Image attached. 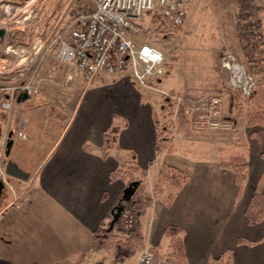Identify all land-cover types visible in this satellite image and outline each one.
Returning a JSON list of instances; mask_svg holds the SVG:
<instances>
[{
	"label": "crops",
	"instance_id": "obj_1",
	"mask_svg": "<svg viewBox=\"0 0 264 264\" xmlns=\"http://www.w3.org/2000/svg\"><path fill=\"white\" fill-rule=\"evenodd\" d=\"M56 65L55 51L46 47L33 70L40 94L19 102L23 94L18 95L10 112L11 147L6 159L29 178H10L19 192L10 191L9 200L0 204V264H135L143 248L118 263L111 254L92 248V236L114 224L113 212L127 190L134 195L140 185L150 193L163 166L179 170L185 182L170 204L165 203V192L138 218L144 248L170 254L164 231L176 227L181 231L182 264H208L228 253L231 264H264V221L251 226L245 216L251 197L264 195V127H248L246 116L242 120L230 112L226 72L219 69L215 84L200 91L185 90L175 66L163 68L152 81L163 91L192 94L224 86L219 93L227 110L223 114L234 127L231 133L189 127L190 133L218 135V143L198 137L195 142L192 133L183 136L180 131L156 155V122H164L166 116L159 92L138 85L130 70L99 75L87 85L76 68L73 87L63 89L60 82L66 68ZM239 122L247 126L251 149L235 139ZM111 129L117 134L109 144L106 136ZM237 154H243L248 164L240 196L233 172L219 166ZM132 157L139 185L127 189L125 182L111 180L110 175Z\"/></svg>",
	"mask_w": 264,
	"mask_h": 264
},
{
	"label": "built area",
	"instance_id": "obj_2",
	"mask_svg": "<svg viewBox=\"0 0 264 264\" xmlns=\"http://www.w3.org/2000/svg\"><path fill=\"white\" fill-rule=\"evenodd\" d=\"M3 1V0H0ZM192 0H93L91 9L84 5L79 8L75 21L69 27L68 38L63 33L54 34L55 28H44L38 25L39 11H32L20 21L22 15L16 16L14 22L0 18V30L4 32L0 38V109L10 113L18 95L25 94L34 98L40 94V88L35 83L33 70L39 56L46 47L55 51V61L58 66H64V75L60 86L71 89L76 81L74 68L81 74L85 84L90 85L99 75L112 76L130 70L134 81L148 90L159 92L167 108L166 122L169 125V138L173 139L179 133V121L183 117L188 127L196 130L229 131L233 122L222 112V96L219 93L192 94L186 92L163 91L152 85V81L162 72L165 61L164 54L148 43L138 44L135 36L138 29L135 21L143 14L157 9L164 16H170L173 24L183 25L187 17V7ZM12 6L0 5V10L8 9L18 13L22 7L20 0ZM4 5V6H3ZM248 8L247 5L243 7ZM248 9L243 11L247 12ZM28 33L30 28L34 34V44L15 45L12 37L15 32ZM27 25V26H26ZM245 33L253 34L254 45L262 43L264 32L261 24L255 22ZM6 44V45H5ZM257 47V46H256ZM221 68L229 72L226 89L247 97L256 88L254 75L236 58L227 52L220 61ZM23 139L26 136L22 133ZM8 139L3 140L6 146ZM0 183L12 193L15 189L5 174L4 151H0ZM130 198L124 199L117 224L122 222V229L133 231L138 220V211L128 207ZM135 264H170L167 255L156 256L149 248H143Z\"/></svg>",
	"mask_w": 264,
	"mask_h": 264
},
{
	"label": "rangeland",
	"instance_id": "obj_3",
	"mask_svg": "<svg viewBox=\"0 0 264 264\" xmlns=\"http://www.w3.org/2000/svg\"><path fill=\"white\" fill-rule=\"evenodd\" d=\"M15 1L16 0H3L0 1V5H18V3H14ZM20 3L22 7L27 4V7L21 8V11L18 13L11 12L8 9L0 10V18H5L6 21L14 22L15 19H18L14 15L16 14L18 16L21 14V21L24 17L30 15L32 11L38 10V25H44L45 30L46 28L50 30L55 28L54 34L60 33L61 31L65 33V31L69 29L75 21L76 14L82 5L88 9L92 8L90 0H84L82 4L79 0H20ZM246 5L248 8L243 9ZM245 9H248V11L243 13ZM155 12H157L156 8L144 13L142 18L135 21V27H140L139 29H142L141 31H148L147 34H144V32L138 33L135 36V41L138 44H151L161 51L165 55V61L161 69L162 72L163 68L170 69L175 66V76L179 83L184 86L183 88L185 90L200 91L210 88L217 80L219 69H222L229 75V72L219 65L225 52L232 54L240 65H243L254 75L255 81H257V75L259 74V71H257V65L259 64L258 60L260 59L262 63H264V40L262 43L254 45L253 41L255 38H253V34L251 35L244 31H246L248 27L252 30V26L255 25V22H258L261 24V30L264 32V0H192L187 7V17L183 25L175 32L174 39L169 43L163 40L162 37H157L152 32L154 26L151 24V19ZM12 28L14 32L17 31L14 24H12ZM31 30L30 28L28 35H32ZM64 36L67 38V33L64 34ZM32 39L33 37L27 42L28 47L31 45ZM11 42L15 43V45H25L18 40H13ZM3 55L6 57L5 54ZM3 55L0 53V57ZM58 67L63 68L64 66ZM225 93L227 94L228 92L225 91ZM245 99V97H240L242 103L240 104L241 107L239 111L235 108L237 111H235V113L239 115L238 118L242 120L244 116H246L247 104ZM222 112L225 114L227 113L224 102L222 104ZM10 114L11 113L2 112L0 109V151H5V145L3 147L2 142L8 139ZM246 127L245 124L243 125L241 122L238 123V135L235 139L241 140V143L246 142L249 149H251L254 147V144L247 140ZM256 131L260 132L262 129L257 128ZM184 132H186V130L182 129L180 132L181 135H183ZM191 133L189 132V134ZM190 138L195 142L201 138L217 143L219 141L218 135H214L208 131L200 133L193 132ZM14 189L16 192L15 187ZM17 190L19 192V189ZM9 192V190L7 192L4 190L2 193L0 199L1 206L9 200L6 195ZM18 192H16V194ZM123 197L120 200L119 206L123 205V203H121L124 201ZM128 207H130V209L134 207L132 210H134V212H139V208L133 206L131 199ZM116 213L117 212L114 210L113 217ZM113 227L119 231L121 237L124 235L123 233L127 232L122 229V222Z\"/></svg>",
	"mask_w": 264,
	"mask_h": 264
},
{
	"label": "trees",
	"instance_id": "obj_4",
	"mask_svg": "<svg viewBox=\"0 0 264 264\" xmlns=\"http://www.w3.org/2000/svg\"><path fill=\"white\" fill-rule=\"evenodd\" d=\"M82 4L84 0H79ZM93 4V0H90ZM151 24L154 26L153 33L157 37H162L166 42H171L174 39L175 32L179 29V26L173 24V19L170 16H164L158 10L155 12L151 19ZM140 28V27H139ZM140 31L142 29H139ZM147 34L148 31H141V33ZM62 33V31H61ZM12 40H18L26 44L34 36L28 33H15ZM31 37V38H30ZM34 38V37H33ZM257 75L256 88L251 92L250 95L245 97L246 107V124L248 127H264V63L259 59ZM224 88L211 91L212 93H220ZM229 110L230 112L239 111L240 104V94L227 91ZM165 113H168L167 108H164ZM236 111V112H237ZM188 123H186L183 117L179 121V132L184 129L189 132ZM157 129V142H156V155H160L166 148V144L172 140L169 138L170 128L166 120L156 122ZM116 129H111L107 133V143L111 141L116 136ZM105 154L103 153V156ZM261 157L264 158V151L261 153ZM219 166L223 170H230L234 174L235 185L237 188V196L241 195L244 184L247 179V159L243 154H237L231 156L226 160H221ZM138 174V169L133 161V157L129 158L125 162L123 161L119 169L110 175V179L120 178L127 185V189L133 187L138 183L136 175ZM141 177H145V173L141 172L139 174ZM185 182V177L183 174L174 167L163 166L159 172V177L153 190L149 193L145 190L143 186L138 187L136 193L130 196V190L123 197L130 198L133 206L139 208L138 216H143L145 212L151 207L153 200L160 198L165 192H167V197L165 198V203L170 204L180 190L181 186ZM245 216L248 224L251 226L260 224L264 221V195L254 194L249 202L248 208L245 211ZM117 221L114 225L108 228L98 229L93 233L91 246L94 250L106 252L112 255L113 259L118 262H124L135 256V254L144 248V237L142 234L140 221H137L135 229L133 231H127L123 233L121 237L119 231L115 229ZM181 231L176 227H168L164 231V235L170 241V254L167 255L170 264H182L183 263V251L182 244L180 240ZM241 242V241H239ZM151 250V249H150ZM154 252V251H153ZM156 256L162 255L154 252ZM208 264H231L230 254L228 253L226 257H221L219 259L211 260Z\"/></svg>",
	"mask_w": 264,
	"mask_h": 264
},
{
	"label": "water",
	"instance_id": "obj_5",
	"mask_svg": "<svg viewBox=\"0 0 264 264\" xmlns=\"http://www.w3.org/2000/svg\"><path fill=\"white\" fill-rule=\"evenodd\" d=\"M4 32L0 30V38L3 37ZM27 99V96L23 94L21 97L18 98V102L20 100L24 101ZM11 147V140L7 142L6 145V152L5 157L7 158L9 156V149ZM5 173L7 176L13 179L21 180V181H27L29 176L25 174L21 169H19L12 161L8 160L5 164ZM4 190V186L2 183H0V196ZM121 211V208L117 209V213L115 215V220H117L119 216V212Z\"/></svg>",
	"mask_w": 264,
	"mask_h": 264
},
{
	"label": "bare ground",
	"instance_id": "obj_6",
	"mask_svg": "<svg viewBox=\"0 0 264 264\" xmlns=\"http://www.w3.org/2000/svg\"><path fill=\"white\" fill-rule=\"evenodd\" d=\"M225 82H226V80H225Z\"/></svg>",
	"mask_w": 264,
	"mask_h": 264
}]
</instances>
